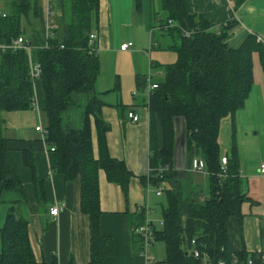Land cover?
<instances>
[{"label": "trees", "instance_id": "obj_1", "mask_svg": "<svg viewBox=\"0 0 264 264\" xmlns=\"http://www.w3.org/2000/svg\"><path fill=\"white\" fill-rule=\"evenodd\" d=\"M135 2L139 7L140 0ZM160 5L161 12L152 7L150 48L157 46L155 34L165 33L172 39L169 48L176 53V60L164 65L163 80L148 95L151 119L156 117L162 133L159 147L150 125L149 165L155 169L166 167L162 176L154 170L147 179L151 185L162 184L165 194V202L160 204L162 223L154 228V234L156 240L166 242L169 262L201 264L191 254L192 239L213 262H229L233 255L244 258L233 253L228 241V220L238 216L243 195L229 159L225 173H221L218 135L221 121L240 109L250 92L253 52H259L264 69V49L251 34L241 43L231 44L228 31L235 21L213 28L202 15L189 14L185 0H160ZM39 7V0H6L4 14L0 13L1 44H9L19 35L32 44L48 43L47 48L31 51L32 60L41 66L35 81L24 49H0V201L8 194H19V200H24L20 181L8 164L2 114L32 108L34 84L40 83L47 115L45 142L52 144L56 154L54 171L65 181L79 182L80 208L89 219L88 264H101L109 254L110 240L99 230L98 172L104 171L106 179L119 185L123 193L132 174L122 160L108 152L109 124L100 116L102 102L94 92L100 64L98 54L88 45V37L99 0H52L57 27L44 40L40 26L35 36L40 40L35 41L29 25L40 21ZM181 28L190 31L189 37ZM92 121L97 158L92 150ZM182 138L186 150H197L206 164L210 177L207 197L182 193L178 182L181 172L172 164L174 144ZM23 161L30 168L40 199L42 186L30 150H23ZM10 204L0 228V264H39L29 243L27 221L17 215L14 202Z\"/></svg>", "mask_w": 264, "mask_h": 264}, {"label": "crops", "instance_id": "obj_2", "mask_svg": "<svg viewBox=\"0 0 264 264\" xmlns=\"http://www.w3.org/2000/svg\"><path fill=\"white\" fill-rule=\"evenodd\" d=\"M5 3L6 0H0L1 14H4ZM185 4L189 14L202 15L213 28L227 23L233 10L238 19L231 20L235 21L228 31L231 44L241 43L250 34L248 30L264 36V0H185ZM159 6L156 10L153 0H140L139 7L135 0H99L98 11L93 16L95 31L91 32L96 35L100 64L94 92L102 102L100 116L109 124L106 133L108 152L122 160L132 174L127 192L123 193L119 185L106 179L104 171L98 172L99 230L107 241L110 240L109 254L101 264H177L167 260V244L161 239L150 247L154 260H145L140 255L141 240L133 232L142 220L141 208L148 207L150 211L152 208L153 197L147 181L151 124L158 146L162 144L157 119H151L144 79L150 74L153 83L161 82L164 65L176 60V53L169 48L172 39L165 33H156L157 46L150 48L152 12L153 8L161 12L160 3ZM39 12L43 37L44 0ZM53 23L57 27L54 18ZM121 32L129 35L123 36ZM125 42H131V48L118 50L117 46ZM121 60H124L123 65ZM251 60L250 92L243 106L221 121L218 135L220 153L227 155L243 195L238 216L228 220V241L233 253L244 258L264 253V174L258 171L260 163L264 162V69L259 52H253ZM34 98L38 110L28 108L2 114L4 126L1 132L8 139V164L20 181L24 200H19V194L4 196L2 201L6 210L0 217V228L10 203L14 202L17 215L27 221L29 243L37 263L88 264L89 219L80 208L79 182L65 181L62 174L54 171L56 154L49 151L50 144L42 142L40 133L35 130L38 124L42 128L47 126L40 83L34 84ZM128 112L136 114L138 121L132 122ZM91 136L93 155L97 158L99 151L93 121ZM23 150L31 151L35 175L42 186L40 199L36 196L30 168L24 165ZM194 156L201 158L197 150H186L183 138L179 139L174 144L173 168L181 172L178 182L184 196L198 193L207 197L210 177L208 173L190 170V160ZM194 175L201 176L206 184L203 186L201 179H194ZM204 187L206 193H203ZM53 204L61 207L57 216L49 214ZM160 221L161 218L158 222L152 221L154 228L160 226Z\"/></svg>", "mask_w": 264, "mask_h": 264}, {"label": "built area", "instance_id": "obj_3", "mask_svg": "<svg viewBox=\"0 0 264 264\" xmlns=\"http://www.w3.org/2000/svg\"><path fill=\"white\" fill-rule=\"evenodd\" d=\"M44 27H45V35L44 40L48 38L49 32L56 28V26L53 23L54 13L52 9V0H44ZM230 20H237V16L233 10H231V14L229 17ZM181 31L185 37H189L190 31L184 30L181 28ZM248 33L253 35L255 37V40L262 46L264 49V36L259 35L256 32L248 30ZM96 35L94 33H90L88 37V45L91 47L93 51L97 54V46L95 44ZM132 43L131 42H125L120 43L117 48L120 51H127L131 48ZM35 47H43L47 48L48 43L45 42L41 45L32 44L28 41V39L24 35H19L15 39H13L9 44H1L0 43V49L6 50V49H24L28 54V66H29V73L31 78L35 81L39 78L41 73V66L38 62L33 61L31 58V51ZM158 87L157 83H153L151 81V75L148 74L146 78L144 79V92H146V95H149L151 91H153L155 88ZM135 94V93H133ZM32 109L38 110L37 103L35 101V98L32 101ZM128 117L131 119L132 122L138 121V116L134 114L133 112H128ZM35 130L40 133L42 142H45V136H46V129L42 128L40 124L35 126ZM50 152L54 151V147L49 148ZM227 156L222 155L220 157V168L221 173L224 174L226 171V165H227ZM156 171V174L160 177L163 174V171L166 170L165 166H158L156 169L153 168L151 165L148 164L147 168V179L150 177L152 172ZM190 170L194 171L196 173H208L206 170V164L204 160L200 157H192L190 160ZM258 171L260 174H264V162L260 163ZM148 181V190L151 185V183ZM156 187V186H155ZM163 190V187H160L159 189H155V195L159 196L161 195V191ZM143 211V217L139 224H137L134 227L133 232L135 235L141 240V248H140V255L147 261H153L154 256L152 255L150 251V247L153 245V243L156 241V237L154 234V226L152 223V220L150 219V209L148 207L141 208ZM140 209V210H141ZM61 211V207L57 204H53L49 208V214L51 216H57L58 213ZM161 221L159 222V225H161ZM190 243L193 245L191 248V254L194 258L200 259L201 264H264V253H261L260 255H257V257H245L240 258L238 255H233V257L229 260V262H226L225 260L219 259L216 262H213L208 258V256L205 253H202L199 248H197V243L194 239L190 241Z\"/></svg>", "mask_w": 264, "mask_h": 264}, {"label": "rangeland", "instance_id": "obj_4", "mask_svg": "<svg viewBox=\"0 0 264 264\" xmlns=\"http://www.w3.org/2000/svg\"><path fill=\"white\" fill-rule=\"evenodd\" d=\"M153 1H154V6H155L156 10H159V7H160L159 3L160 2L158 0H153ZM42 3H43V0H39V4L42 5ZM92 24H93V17H92ZM40 26H43V23H41V21L34 20V21L30 22L29 29L32 31V36H36L37 31L40 32V30H41ZM182 29H184V28H182ZM184 30H186V29H184ZM92 31L93 32L95 31L93 26H92ZM121 33H122L123 36L129 35L128 32H121ZM157 33H159V32H157ZM163 51H166V50H163ZM101 60L103 62H105L106 59L102 58ZM120 62H121L122 65L124 64V60H121ZM135 86H136V84H135ZM136 87H135V89H136ZM128 95H129V97H131V91H129ZM72 116H74V115H72ZM50 146L53 147L52 144H50ZM194 179H201V183H202L203 186L206 184V181H204V179L201 176H199V175H194ZM160 187H163V185L159 184L156 187L154 185H150V187H149V193L151 192V197H153V200H152V203H151L152 208H151L150 217H151V220L153 219L155 222H158L160 220V218H161L160 204L161 203L164 204V202H165V194L163 193V190L161 191L162 194H161L160 197H156L155 194H153L155 189H159ZM163 189H164V187H163ZM206 191H207L206 187H204L203 193H206ZM4 203L5 202H3L2 200L0 201V217H2L3 211L6 210L5 209L6 204H4Z\"/></svg>", "mask_w": 264, "mask_h": 264}]
</instances>
